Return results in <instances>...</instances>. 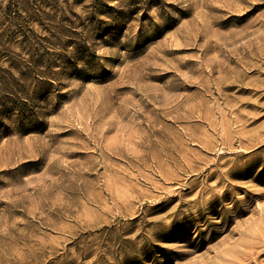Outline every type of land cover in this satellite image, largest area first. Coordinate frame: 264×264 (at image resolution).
I'll return each mask as SVG.
<instances>
[{"label":"rangeland","instance_id":"1","mask_svg":"<svg viewBox=\"0 0 264 264\" xmlns=\"http://www.w3.org/2000/svg\"><path fill=\"white\" fill-rule=\"evenodd\" d=\"M262 219L264 0H0V264H241Z\"/></svg>","mask_w":264,"mask_h":264},{"label":"bare ground","instance_id":"2","mask_svg":"<svg viewBox=\"0 0 264 264\" xmlns=\"http://www.w3.org/2000/svg\"><path fill=\"white\" fill-rule=\"evenodd\" d=\"M262 217V216H261ZM261 219V218H260ZM262 220H264V219H262ZM262 223H263V225L261 226L260 225V228L257 230H255V239H256V237L258 238L257 240H258V242H254V244H252V245H250L248 248L247 247H245V249L247 248L248 250L246 251L244 248V250H241V251H238V252H236V258H240L241 260H239V261H242L241 262V264H259V262H258V259H260L259 258V256L261 255V254H264V250H263V252L261 253L260 252V250L258 249L259 247H261V246H264V222L262 221ZM258 227V226H257ZM253 228V227H252ZM252 228H251V230H252ZM254 228H256V226L254 227ZM254 228H253V232H254ZM250 229V228H249ZM250 232V231H249ZM249 232H248V236H249ZM252 232V231H251ZM251 232H250V234H251ZM253 232H252V234H253ZM253 236V235H252ZM250 237V236H249ZM251 238V237H250ZM254 239V240H255ZM253 239H251L250 241H252ZM257 240H255V241H257ZM242 241H244V240H242ZM249 241V242H250ZM244 243V242H243ZM239 245H242V244H239ZM238 245V246H239ZM246 245V244H245ZM237 246V245H236ZM232 248H233V246H232ZM242 248V247H241ZM234 249H236V247L234 248ZM239 252H240V255H239ZM229 254V253H228ZM220 256V255H219ZM234 256V257H235ZM240 256V257H239ZM223 257H226V256H223ZM235 258V259H236ZM227 258H225V260H226ZM220 261V260H219ZM260 262H262V261H260ZM217 263V262H216ZM226 263V262H225ZM223 264V263H222ZM238 264V263H237ZM263 264V263H262Z\"/></svg>","mask_w":264,"mask_h":264}]
</instances>
